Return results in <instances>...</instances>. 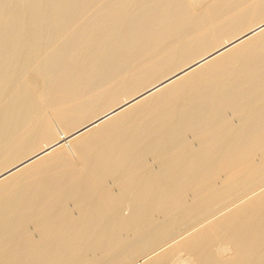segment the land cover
<instances>
[{
  "label": "bare ground",
  "instance_id": "bare-ground-1",
  "mask_svg": "<svg viewBox=\"0 0 264 264\" xmlns=\"http://www.w3.org/2000/svg\"><path fill=\"white\" fill-rule=\"evenodd\" d=\"M263 188L264 0H0V264H264Z\"/></svg>",
  "mask_w": 264,
  "mask_h": 264
},
{
  "label": "rangeland",
  "instance_id": "rangeland-1",
  "mask_svg": "<svg viewBox=\"0 0 264 264\" xmlns=\"http://www.w3.org/2000/svg\"><path fill=\"white\" fill-rule=\"evenodd\" d=\"M230 117H232L231 119H232L234 122H236V118H235L232 114L230 115ZM151 163L153 164V166L155 165L154 167H156V164L153 163V161H151ZM111 184H112V185H111ZM110 185H111V187H112L113 189L115 188V186L113 185L112 182L110 183ZM262 190H264V188H263ZM71 208L74 210V208H73L72 205H71ZM129 213H130L129 210H125V211H124V214H125V215H129ZM218 217H219V216L217 215V216H215V218H214V217H213V219L211 218L210 221L216 220ZM210 221H208V222H210ZM188 230H189V229H188ZM184 232H185V233H184ZM186 232H187V231H181L180 234H179V233L175 234V235H174V239H175L176 241L178 240V238H179V239H180V238L182 239V237H184L183 235H186ZM183 233H184V234H183ZM169 239H171L172 242H170ZM169 239L166 240L167 242L165 241V243H162L161 246H163L164 244H170V243H174V242H176L174 239L172 240V238H169ZM161 246L159 245V247H161ZM167 246H169V245H167ZM157 249H158V248L156 247V250H157ZM153 250L155 251V248H154ZM161 250H162V249H161ZM159 251H160V250H159ZM151 252H152V251H151ZM148 253H150V252H148ZM148 253H146V254H148ZM156 253H157V252H156ZM146 254H144V255H146ZM186 258H187V257H186L185 255H182V259H186Z\"/></svg>",
  "mask_w": 264,
  "mask_h": 264
}]
</instances>
